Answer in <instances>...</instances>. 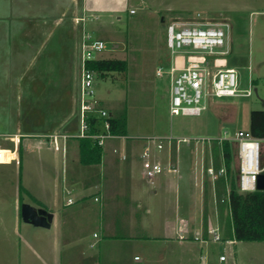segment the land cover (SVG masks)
<instances>
[{"label": "crops", "instance_id": "0c3cea01", "mask_svg": "<svg viewBox=\"0 0 264 264\" xmlns=\"http://www.w3.org/2000/svg\"><path fill=\"white\" fill-rule=\"evenodd\" d=\"M130 5L129 0H0V151L12 155L0 162V174H10L14 196L0 199V205L13 207L15 232L20 236L23 230L24 264H193L197 244L213 242L210 228L220 227L223 238L234 241L226 236L219 178L208 172L213 166L205 169L197 160L189 173L187 144L166 140L160 151L153 140L178 137L161 135L138 143L125 131L107 141L99 164L81 162L87 37L92 41L109 16L122 20L124 14H137ZM145 148H150L152 161L173 165L179 173L166 171L158 176V185L149 180L152 188L139 185L133 164L139 159L144 170ZM34 149L62 152L68 192L61 190L59 168L46 154L42 183H33L26 163ZM23 204L53 214L51 228H41L47 233L19 226ZM224 211L229 217V209ZM197 235L204 240H196Z\"/></svg>", "mask_w": 264, "mask_h": 264}, {"label": "rangeland", "instance_id": "374dc122", "mask_svg": "<svg viewBox=\"0 0 264 264\" xmlns=\"http://www.w3.org/2000/svg\"><path fill=\"white\" fill-rule=\"evenodd\" d=\"M129 1L137 14H124L122 20L117 15L109 16L102 20L103 26L93 35L92 40L106 43L103 52L92 53L94 59L124 60L129 65L125 73H112L106 78L95 77L97 99L103 103V108L114 115L125 114L126 134L131 141L143 143L147 138L161 135L198 139L199 143L192 141L187 145V171H193L194 163L199 160V165L204 164L205 169L212 165L218 173L223 162L221 154H215V146L220 144L218 141L209 143L208 140L235 137L240 131L249 132L251 112L264 111V0ZM171 23L226 26L228 46L223 51L227 50L228 54L214 59L212 73L235 69L239 77V90L242 93L251 90L252 96L209 98L207 110L201 116L171 117L169 76L158 77L156 74L160 68L167 71L171 63V53L166 45V27ZM232 149V169L236 182L239 174L238 146L233 144ZM44 154L48 155L53 166L59 168L58 184L61 190L68 192L67 176L62 174V166L66 163L62 152L55 154L52 150L44 153L31 150L26 165L31 169L33 183L37 186L42 183V172L47 166ZM11 158L10 152L0 151V162L5 163ZM141 164L142 161L134 159L136 179L142 187L152 188L149 179L142 175L144 170ZM9 177L8 173L0 174V199L5 201L14 199L7 181ZM47 177L52 183L49 175ZM209 180L206 178L204 182L208 196ZM154 184H159L158 177ZM94 193L95 190L90 191V195ZM70 196L75 200L78 198L76 193ZM224 205L222 215L227 230L228 214L224 211L227 209ZM12 217L13 207L0 205V264L27 263L23 252V230L20 236L15 232ZM19 223L22 229H30L33 233H47L41 228ZM36 238L42 237L37 234ZM197 247L193 264H264V242L235 245L212 242L197 244ZM221 257L228 261L222 263Z\"/></svg>", "mask_w": 264, "mask_h": 264}, {"label": "built area", "instance_id": "2783aa9c", "mask_svg": "<svg viewBox=\"0 0 264 264\" xmlns=\"http://www.w3.org/2000/svg\"><path fill=\"white\" fill-rule=\"evenodd\" d=\"M132 14L135 11H131ZM166 45L171 53V63L167 71L158 69L156 74L163 77L165 74L170 79V115L199 117L207 110L209 98H236L251 97L252 91L242 93L239 90V77L235 69L219 70L213 75L214 59L217 56H225L228 51H223L228 46V28L224 25L214 26L209 24L183 25L178 23L168 24L166 27ZM106 49V43L102 40H90L87 37L85 44L84 62L96 60L93 52L101 53ZM181 62L179 63V60ZM95 74L83 68L82 80V104H81V132L79 139L91 140L93 146L104 148L107 141L118 138L112 133L111 120L113 115L102 107L96 97ZM95 121V122H94ZM157 142V149L162 151L164 141L185 143L190 145L192 141L187 138L176 139L173 136L167 139H153ZM219 143L229 141L238 146L239 174L236 181L238 191L241 193L257 191V177L264 173V142L255 139L250 132L240 131L235 137L225 136L217 140ZM196 143L200 141L196 139ZM55 149L60 150L58 139H54ZM150 148H145L142 159L146 177L154 181L166 171L179 173L173 165L164 166L160 162H154L150 158ZM208 172L218 179L226 175L225 168L218 173L213 168ZM230 189L220 200L228 203ZM97 201V199H96ZM73 203L69 200V204ZM184 220H181L183 223ZM210 239L215 242H226L235 244V241H224L220 227L210 228L208 231ZM181 239L185 236L181 234ZM202 235H197L196 240H202ZM204 240V239H203ZM221 257V261H225Z\"/></svg>", "mask_w": 264, "mask_h": 264}, {"label": "trees", "instance_id": "16d2710c", "mask_svg": "<svg viewBox=\"0 0 264 264\" xmlns=\"http://www.w3.org/2000/svg\"><path fill=\"white\" fill-rule=\"evenodd\" d=\"M127 61L118 59H96L84 62V69L94 72L95 76L106 78L112 73L128 71ZM95 122V121H94ZM112 133L123 134L126 131L125 114H113L111 120ZM250 134L257 140L264 142V111H252L250 114ZM218 143V142H216ZM215 146V154L222 155L226 175L218 179L221 187V200L229 188L230 194L226 206L229 209L227 221V238L237 242H264V191L241 193L234 180L233 149L229 141H223ZM81 162L84 165H96L101 162L103 148L93 146L91 140L80 139Z\"/></svg>", "mask_w": 264, "mask_h": 264}, {"label": "water", "instance_id": "95a60500", "mask_svg": "<svg viewBox=\"0 0 264 264\" xmlns=\"http://www.w3.org/2000/svg\"><path fill=\"white\" fill-rule=\"evenodd\" d=\"M257 191H264V173L257 177ZM21 216L24 223L37 228L50 229L53 222L52 213L44 209H36L29 204L22 205Z\"/></svg>", "mask_w": 264, "mask_h": 264}]
</instances>
